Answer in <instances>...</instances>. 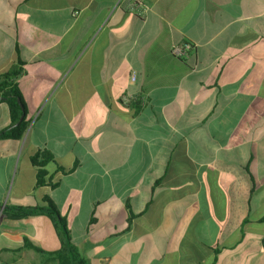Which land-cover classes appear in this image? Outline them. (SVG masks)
Listing matches in <instances>:
<instances>
[{
  "label": "crops",
  "instance_id": "crops-1",
  "mask_svg": "<svg viewBox=\"0 0 264 264\" xmlns=\"http://www.w3.org/2000/svg\"><path fill=\"white\" fill-rule=\"evenodd\" d=\"M19 61L0 264H57L52 219L6 211L46 198L87 264H264V0H0V76Z\"/></svg>",
  "mask_w": 264,
  "mask_h": 264
},
{
  "label": "trees",
  "instance_id": "trees-1",
  "mask_svg": "<svg viewBox=\"0 0 264 264\" xmlns=\"http://www.w3.org/2000/svg\"><path fill=\"white\" fill-rule=\"evenodd\" d=\"M23 65L24 64L19 61L12 66L9 71L0 76V102L7 105L10 116L9 127L0 131V140H18L24 135L28 126L26 121V105L18 88V79L24 73ZM30 161L32 165L37 168L36 186L41 187L44 185H50L51 187H54V185L46 178L45 169L47 164L55 163L51 154L43 151L31 157ZM246 172L251 183V195L255 187L254 181L247 169ZM45 203L48 205V209L13 206L7 207L6 211L9 213V216L13 218H27L39 213H46L52 219L56 233L61 242L60 249L56 252H50L49 255L57 261V264H87L86 260L76 252L75 248L70 243L69 231L65 219L59 215L56 207L49 199L46 198ZM132 219L133 215L130 214L128 223H131ZM92 221L93 218L90 220V223ZM260 222L264 223V217L260 219ZM23 240L26 248H31L42 255L46 254L35 246L28 238L24 237ZM261 246L264 250V236L261 239Z\"/></svg>",
  "mask_w": 264,
  "mask_h": 264
},
{
  "label": "built area",
  "instance_id": "built-area-1",
  "mask_svg": "<svg viewBox=\"0 0 264 264\" xmlns=\"http://www.w3.org/2000/svg\"><path fill=\"white\" fill-rule=\"evenodd\" d=\"M130 2L132 3V8H134L135 3H137L138 0H130ZM136 10L138 12V15H140V16L144 12V10L141 8H137ZM190 49H191L190 44H184L182 46L173 47L171 52H172L173 56L178 57V58H182L190 51ZM132 80H133V78H132Z\"/></svg>",
  "mask_w": 264,
  "mask_h": 264
},
{
  "label": "rangeland",
  "instance_id": "rangeland-1",
  "mask_svg": "<svg viewBox=\"0 0 264 264\" xmlns=\"http://www.w3.org/2000/svg\"><path fill=\"white\" fill-rule=\"evenodd\" d=\"M167 228H170V226H168ZM173 245H174L173 242L168 243V248L172 249ZM212 264H214V262H212Z\"/></svg>",
  "mask_w": 264,
  "mask_h": 264
}]
</instances>
